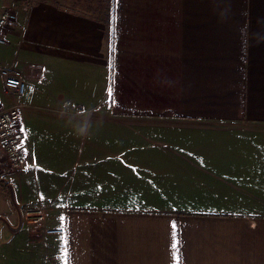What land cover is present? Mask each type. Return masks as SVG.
Instances as JSON below:
<instances>
[{
	"label": "crops",
	"instance_id": "crops-1",
	"mask_svg": "<svg viewBox=\"0 0 264 264\" xmlns=\"http://www.w3.org/2000/svg\"><path fill=\"white\" fill-rule=\"evenodd\" d=\"M16 1L0 0V9L17 14L0 45V65L30 68L23 72L29 76L42 68V80L27 83V91L34 95L49 82L51 109L78 105L110 118L143 117L148 142L80 150L72 170L80 175V206L65 212L63 235L3 227L21 217L2 199L0 234L20 233V264H264V212L233 210L245 200L227 191L207 192L204 202L191 187L171 192L163 147L174 133L170 124L241 129L248 146L264 140V0H114L107 21ZM62 75L71 84L60 83ZM20 98L5 93L0 77L3 106H42ZM261 148L244 152L263 155L264 165ZM32 163L52 171L33 153ZM259 166L240 167L264 171ZM213 167L234 170L229 162ZM248 188L257 189L250 201L258 203L263 182Z\"/></svg>",
	"mask_w": 264,
	"mask_h": 264
},
{
	"label": "rangeland",
	"instance_id": "rangeland-1",
	"mask_svg": "<svg viewBox=\"0 0 264 264\" xmlns=\"http://www.w3.org/2000/svg\"><path fill=\"white\" fill-rule=\"evenodd\" d=\"M40 4H53L73 13L88 14L93 18L107 21L112 19L114 0H22L20 7L24 5L28 9L30 6ZM4 9L9 8L0 10ZM11 10L16 14L14 9ZM35 68L30 70L28 83H38L44 76L42 68L37 67L38 70ZM29 69L20 71L26 73ZM69 69L72 70V65H69ZM65 79L71 84L70 77L59 76L60 83ZM48 83L46 82L34 95L28 94L27 91L20 99L26 100L31 106L38 105L39 101H42L39 105H48L47 102L51 101ZM42 106L20 107L22 121L25 114L23 124L26 131L31 132L32 137L30 140L28 137L27 148L30 157L25 168L21 171L9 169L0 151V203L2 199L10 201L21 217L20 224L3 222L1 224L3 227H20L34 232L30 228L36 229L39 226L31 222L32 218L29 216L41 213L45 216L46 226L49 224L63 228L61 219L65 212L80 206V175L72 172L73 162L76 163L77 158H80V150L83 147L90 150L101 149V152L104 148L110 147L145 148L148 143L145 140L143 117L110 118L99 110L89 111L78 105L60 109ZM169 128L174 133L170 134L168 142L166 145L164 143L163 147L169 150V155L166 156L168 170L164 174L169 180L171 192L187 191L186 188L191 187L200 192V202H204L207 192L214 189L227 191L225 194L228 197L245 200L244 203L233 204V210L264 212V189H258L260 201L255 203L250 199L256 201L257 196L250 191L257 192V189L248 188L257 180L264 184V171L259 169L260 171L252 173L241 170V167L254 163L260 164V168L264 167L260 160L263 155L250 156L244 152L248 148L264 149V140L260 144L248 146L249 138L247 135H241V129L226 131L212 125H201L193 130L191 126L170 124ZM32 153L33 158L46 169L51 162L49 170L52 171L47 172L39 165L35 166L32 163ZM89 158L103 159L106 156L94 155ZM135 158L131 157L128 162H133ZM228 162L233 163L234 170L225 171L213 167V163ZM244 163L246 165H243ZM194 164H200L201 169H190L189 167ZM48 182L51 185H47ZM66 184L73 186L67 187ZM0 264H20V233L0 234Z\"/></svg>",
	"mask_w": 264,
	"mask_h": 264
},
{
	"label": "built area",
	"instance_id": "built-area-1",
	"mask_svg": "<svg viewBox=\"0 0 264 264\" xmlns=\"http://www.w3.org/2000/svg\"><path fill=\"white\" fill-rule=\"evenodd\" d=\"M16 22L17 17L13 10H0V45L5 42L7 32L15 28ZM0 77L7 95L16 99L25 95L29 75H25L20 70L0 65ZM3 107L0 102V151L9 169L21 171L29 162L21 110L18 106ZM29 218H32L31 222L38 225L45 235L60 236L64 234L63 228L47 227L45 216L41 213L33 214Z\"/></svg>",
	"mask_w": 264,
	"mask_h": 264
},
{
	"label": "snow or ice",
	"instance_id": "snow-or-ice-1",
	"mask_svg": "<svg viewBox=\"0 0 264 264\" xmlns=\"http://www.w3.org/2000/svg\"><path fill=\"white\" fill-rule=\"evenodd\" d=\"M65 264H68V261L67 260H65Z\"/></svg>",
	"mask_w": 264,
	"mask_h": 264
}]
</instances>
